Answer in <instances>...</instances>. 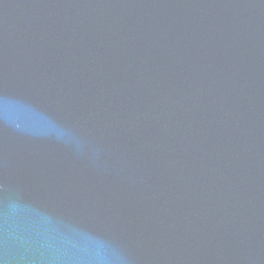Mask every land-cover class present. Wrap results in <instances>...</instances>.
<instances>
[{"label": "water", "instance_id": "water-1", "mask_svg": "<svg viewBox=\"0 0 264 264\" xmlns=\"http://www.w3.org/2000/svg\"><path fill=\"white\" fill-rule=\"evenodd\" d=\"M0 264H264V0H0Z\"/></svg>", "mask_w": 264, "mask_h": 264}]
</instances>
